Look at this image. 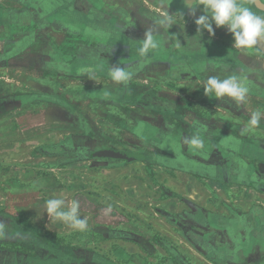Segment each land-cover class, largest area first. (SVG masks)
Here are the masks:
<instances>
[{"label": "crops", "instance_id": "crops-1", "mask_svg": "<svg viewBox=\"0 0 264 264\" xmlns=\"http://www.w3.org/2000/svg\"><path fill=\"white\" fill-rule=\"evenodd\" d=\"M164 13L175 23L158 25ZM204 14L184 0H0V264H264V42L237 49L227 26L198 31ZM149 29L158 47L141 55ZM231 75L247 78L239 108L204 94L209 76ZM193 136L202 149L184 144ZM106 148L144 158L89 169L84 231L46 212L48 199L75 200L70 186L29 194L50 169L29 162L36 151ZM144 162L163 198L138 178Z\"/></svg>", "mask_w": 264, "mask_h": 264}, {"label": "clouds", "instance_id": "clouds-1", "mask_svg": "<svg viewBox=\"0 0 264 264\" xmlns=\"http://www.w3.org/2000/svg\"><path fill=\"white\" fill-rule=\"evenodd\" d=\"M184 2L193 15L196 9L203 5L205 14L200 15L195 21L199 26L198 31L206 29L214 34L213 24L216 27L227 26L228 31L234 37L233 47L237 49H253L264 42V15H258L250 7L242 6L238 0H184ZM173 23L175 22L167 13L162 14L157 22L162 27ZM153 31V29L147 31L144 43L140 47L141 55L158 47ZM110 76L117 83L127 82L130 79V73L123 68H113ZM203 86L206 96L232 98L238 108L246 102L249 93L247 78L244 76L231 75L223 79L218 76H209ZM261 116L260 111L252 112L244 131L257 128L261 122ZM183 142L194 149H202L204 146L203 140L198 136H193L190 141L185 137ZM45 204L49 217H54L80 231L87 228V219L81 218L79 201L68 202L63 198H51L46 200ZM2 234L0 232V235Z\"/></svg>", "mask_w": 264, "mask_h": 264}, {"label": "rangeland", "instance_id": "rangeland-1", "mask_svg": "<svg viewBox=\"0 0 264 264\" xmlns=\"http://www.w3.org/2000/svg\"><path fill=\"white\" fill-rule=\"evenodd\" d=\"M44 152L47 153L45 154V156H43L44 153H42L41 151H36L34 154H32V157L35 158V160L31 159L29 160V162H38L41 166L50 168L49 170H44L45 173L43 174H51L56 179H58L60 182H62L61 186L65 187L68 185L70 186L69 188L74 189L75 190V193H74L75 200H76V195L78 194H86L89 197V193L91 192L89 191V182H90L89 179H92V178H89L90 170H94L95 173H98L99 171H101V169L112 168V166H129L125 160H112L111 158H94L91 156L89 157V154L88 156L87 155L86 156L84 155L75 156V155H70V154L68 155L67 154H51V152L46 149L44 150ZM136 161H140V160H136ZM138 163L140 164V162ZM144 163L147 165L145 166L141 165V167L136 169L137 174L139 173L138 178H140L143 181L142 182L143 186L148 184V182H146L147 178L152 179V183L150 187L153 188V186L159 185L161 189V191L159 190L160 191L159 194H160V197L163 198L164 195L162 194L164 192L162 191V188H161L164 186L163 183L155 180L156 172L153 170V167L151 166V164L147 162H144ZM139 164L136 166H140ZM59 166L63 170H66L65 173L63 172L58 173ZM51 168H54V169H51ZM144 175H146L145 178H144ZM52 176L46 177L45 179L46 183L48 181L53 182L54 179ZM99 177L101 178L100 175L95 174L93 178L97 182L98 181L97 178ZM127 177L128 176H125V178ZM40 178L41 177H39V179ZM34 186L45 187V188H50V189L53 188L52 185H46L45 183L40 184V185H36V184H33V186L31 185L30 186L31 189L28 190L29 194L33 195V198L34 196L38 197V199L41 198V194L37 195L36 193H34L35 191L33 192ZM37 201H38V204H35V205L42 204L40 200H37ZM145 206H147V204ZM147 210L145 212H147ZM82 211H89V210L84 209Z\"/></svg>", "mask_w": 264, "mask_h": 264}, {"label": "water", "instance_id": "water-1", "mask_svg": "<svg viewBox=\"0 0 264 264\" xmlns=\"http://www.w3.org/2000/svg\"><path fill=\"white\" fill-rule=\"evenodd\" d=\"M255 4L262 10H264V2L262 0H252ZM94 158H111V159H119V160H126V161H133V160H141L144 158L142 154L133 153L127 150H120L116 148H106L97 150L92 155ZM254 186L264 191V184H254Z\"/></svg>", "mask_w": 264, "mask_h": 264}, {"label": "flooded vegetation", "instance_id": "flooded-vegetation-1", "mask_svg": "<svg viewBox=\"0 0 264 264\" xmlns=\"http://www.w3.org/2000/svg\"><path fill=\"white\" fill-rule=\"evenodd\" d=\"M263 2H264V0H262ZM255 3V2H254ZM257 6V5H256ZM258 7V6H257ZM259 8V7H258ZM260 9V8H259ZM262 10V9H261ZM264 11V10H263ZM122 150H125V149H122ZM69 154L70 155H73L74 154V152H69ZM50 176H52L51 174H45L44 175V179H46V177H50ZM53 177V179L56 181V179H55V177L54 176H52ZM53 180V181H54ZM46 184V185H50V184H54V182H51V181H48L47 183H46V181L45 180H43V182L41 183V184ZM55 186V185H54ZM11 187V186H10Z\"/></svg>", "mask_w": 264, "mask_h": 264}]
</instances>
